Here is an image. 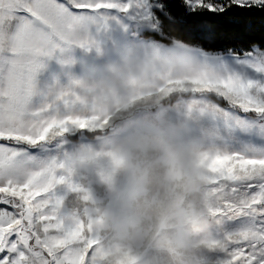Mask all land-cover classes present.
<instances>
[{"label":"rangeland","instance_id":"374dc122","mask_svg":"<svg viewBox=\"0 0 264 264\" xmlns=\"http://www.w3.org/2000/svg\"><path fill=\"white\" fill-rule=\"evenodd\" d=\"M160 7L0 0V264H264V50L143 40Z\"/></svg>","mask_w":264,"mask_h":264},{"label":"trees","instance_id":"16d2710c","mask_svg":"<svg viewBox=\"0 0 264 264\" xmlns=\"http://www.w3.org/2000/svg\"><path fill=\"white\" fill-rule=\"evenodd\" d=\"M159 2L161 7L154 11L158 28L140 31L139 36L143 40L157 41L164 45L179 42L213 53L241 55L254 47L264 50V3L240 4L231 1L222 4L221 10L191 11L184 0ZM209 96L214 102L225 105L223 99L213 94ZM106 131L83 130L67 137L76 140L80 135H85L93 139ZM8 140L13 142L11 139L1 141Z\"/></svg>","mask_w":264,"mask_h":264},{"label":"crops","instance_id":"0c3cea01","mask_svg":"<svg viewBox=\"0 0 264 264\" xmlns=\"http://www.w3.org/2000/svg\"><path fill=\"white\" fill-rule=\"evenodd\" d=\"M228 55H229V54H228ZM232 55H236V56H240V57H241V56H244L243 54H241V55H238V54H232Z\"/></svg>","mask_w":264,"mask_h":264}]
</instances>
